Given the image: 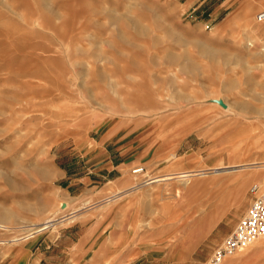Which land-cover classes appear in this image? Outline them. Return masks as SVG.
I'll list each match as a JSON object with an SVG mask.
<instances>
[{"label":"rangeland","instance_id":"374dc122","mask_svg":"<svg viewBox=\"0 0 264 264\" xmlns=\"http://www.w3.org/2000/svg\"><path fill=\"white\" fill-rule=\"evenodd\" d=\"M193 1L0 0V264H204L244 216L262 9L226 31Z\"/></svg>","mask_w":264,"mask_h":264},{"label":"built area","instance_id":"2783aa9c","mask_svg":"<svg viewBox=\"0 0 264 264\" xmlns=\"http://www.w3.org/2000/svg\"><path fill=\"white\" fill-rule=\"evenodd\" d=\"M256 20L264 21V11L256 15ZM132 172L140 174L143 168L134 169ZM248 194L251 197V203L244 216L204 264H223L255 242L264 240V188L258 184H252L248 188Z\"/></svg>","mask_w":264,"mask_h":264},{"label":"crops","instance_id":"0c3cea01","mask_svg":"<svg viewBox=\"0 0 264 264\" xmlns=\"http://www.w3.org/2000/svg\"><path fill=\"white\" fill-rule=\"evenodd\" d=\"M195 1L197 0L192 3ZM206 2L207 0H202L199 5ZM260 9V12L264 11V0H208V14L213 15L208 23L214 21L226 31L241 29L247 27L246 24L250 25L253 13Z\"/></svg>","mask_w":264,"mask_h":264},{"label":"bare ground","instance_id":"6f19581e","mask_svg":"<svg viewBox=\"0 0 264 264\" xmlns=\"http://www.w3.org/2000/svg\"><path fill=\"white\" fill-rule=\"evenodd\" d=\"M247 19H249V18H247ZM250 20V19H249ZM247 26H248V24H246ZM251 43V42H250ZM249 43V44H250ZM249 49V48H248ZM145 97H147V96H145ZM244 110V109H243ZM255 113L257 114V115H261L262 113L260 112V110H255ZM241 128V127H240ZM240 128H237L238 130L240 129ZM236 129V131H238ZM247 129V128H246ZM263 167V166H262ZM221 168V167H220ZM239 168H251V167H249L248 165H243V166H241V167H239ZM219 168H217V170H218ZM216 170V169H215ZM216 170V171H217ZM219 171V170H218ZM194 174H187V175H185V177H192ZM250 175V174H249ZM249 175H248V177H249ZM253 174H251V176H252ZM254 175H255V173H254ZM250 176V177H251ZM243 178V177H242ZM245 178V177H244ZM252 178H254V177H252ZM250 180V179H249ZM242 182V181H241ZM245 182V181H244ZM239 184V183H238ZM235 189H236V187H234ZM132 190V189H131ZM240 190V189H239ZM233 191V190H232ZM235 191V190H234ZM242 191V190H241ZM240 191V192H241ZM128 194V193H127ZM234 194V193H233ZM238 195H239V193H238ZM115 196H117V195H115ZM232 196V195H231ZM238 197V196H237ZM237 197H235V199L237 198ZM234 199V198H233ZM110 200V199H109ZM108 200V201H109ZM116 200V199H115ZM107 201V200H106ZM221 205V204H220ZM243 205V204H242ZM223 206V205H222ZM215 208H216V210H221L220 212H222L223 210H222V208L223 207H221V206H219V205H216L215 206ZM224 209H226L225 207H224ZM238 209V208H237ZM227 210V209H226ZM54 215L55 214H53V217H54ZM52 217V216H51ZM51 217H47L46 218V220H45V222L43 223V226L44 227H37V228H32V229H30L29 231H31V230H34V232L35 233H37V232H39V231H41L42 229H45L47 226V224H50L49 222H51L53 219H51ZM206 218V217H205ZM54 222V221H53ZM56 222H58V221H56ZM61 222V221H60ZM52 223V222H51ZM56 224V223H55ZM151 225V224H150ZM54 226V225H53ZM36 227V226H35ZM148 227H149V225H148ZM150 228V227H149ZM192 240V239H191ZM194 241V240H193ZM191 244H192V242H190V240H185L184 242H182V243H180V246L182 245V249H181V251L182 252H180L181 254H184L186 251H188L189 250V248H190V246H191ZM255 244H259V246L261 247V248H263L264 249V243H263V241H257V242H255ZM255 244H253V245H255ZM174 247V246H173ZM264 251V250H263ZM254 255H252L251 256V258H249L248 260H247V262H252V260L255 258V256L253 257ZM259 257V256H258ZM257 257V258H258ZM231 259V258H230ZM233 259V258H232ZM256 259V258H255ZM260 259V258H259ZM259 261V260H258ZM227 262L228 261H226V262H224L223 264H227ZM229 263H230V261H229Z\"/></svg>","mask_w":264,"mask_h":264}]
</instances>
